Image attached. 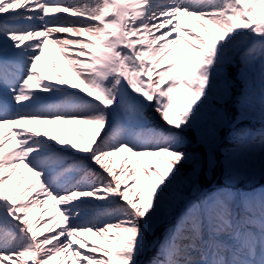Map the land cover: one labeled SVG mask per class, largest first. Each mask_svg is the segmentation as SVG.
Returning <instances> with one entry per match:
<instances>
[{"label": "snow or ice", "instance_id": "6c2138e0", "mask_svg": "<svg viewBox=\"0 0 264 264\" xmlns=\"http://www.w3.org/2000/svg\"><path fill=\"white\" fill-rule=\"evenodd\" d=\"M246 39L253 41L246 57L264 54V0H0V264H54L68 256L72 264H137L136 256L155 246L149 236L188 159L174 135L143 127L145 102L167 125H190L228 50ZM45 48L74 70L79 84L72 91L54 65L55 84L38 71ZM181 86L192 98L170 111ZM119 108L128 113L125 123L109 119ZM37 124L54 125L61 138L28 127ZM77 124L92 126L91 139ZM118 154L119 174L112 161ZM84 161L102 170L98 182H88ZM77 170L84 175L73 182ZM49 200L56 212L37 228L33 214ZM98 201L115 203L107 213L114 219L76 223L83 206ZM170 229L149 264H264V199L258 216H241L223 197L189 201Z\"/></svg>", "mask_w": 264, "mask_h": 264}, {"label": "rangeland", "instance_id": "374dc122", "mask_svg": "<svg viewBox=\"0 0 264 264\" xmlns=\"http://www.w3.org/2000/svg\"><path fill=\"white\" fill-rule=\"evenodd\" d=\"M61 15L68 16V14ZM68 18L70 19L71 17ZM187 26L192 30L194 29L191 25ZM245 46L246 42L243 40L228 50L225 63L221 70V76L216 81H214L215 86L209 93L208 100L201 106L197 118L192 121L190 125L183 126V128H181L182 131H185L189 128L193 129L197 139L206 143V146H208L206 148L210 152L212 151L215 153L219 146L217 141L218 137L217 134H215L217 126H224L227 123L226 118L228 117L227 110L224 111L225 114L222 116H219L215 113V109L210 105L211 98H218L223 102L230 101L234 104L237 103L242 115L248 116L249 118L252 116L253 118H256L257 120H260L264 123V89L262 83L260 82L262 80V76H264V54L258 51L254 54L255 57L249 59L246 57V53L243 52L240 59L237 54L240 51H243ZM72 55H75V52H73ZM236 59L240 60L239 63H241V70L237 72L236 77H231L232 74L230 72V68L228 69V66L230 64H234L232 67L236 68V65L238 66L237 62H234ZM46 61H51L52 64H48ZM53 65L55 66V69L58 70L61 75L69 81V83L63 87H66L69 89V91H72L73 89H71V84H79V80L75 76L74 70L71 69L70 65H68L66 59H62L61 53H59L54 48H48L41 60L37 62V69L43 76L47 78V80L56 82L57 77L55 75ZM166 67L167 65H164V68ZM160 70L162 69H157V71ZM152 78L153 80L157 79L155 73H153ZM145 79H147V77H145ZM165 80L168 81L169 78L166 77ZM0 85H2V83H0ZM163 86L166 85H162V87ZM81 87L83 86L81 85ZM236 88L240 91L243 90L242 95L238 96V94L233 93V90ZM173 97V110L170 111L179 110L183 104L187 102V100L192 98V94L187 88L181 86L173 93ZM197 103H200V101H197ZM113 113L115 114V118L113 117ZM109 119L113 123H125L128 120V113L124 108H119L116 111L109 113ZM227 120L229 121L230 118L228 117ZM142 123L144 127L145 123ZM28 127H31L34 131L39 130L41 132H47L49 136H57L58 139L61 138L60 133L57 132L54 125L37 124L28 125ZM59 127L63 130L64 135H66L68 139L79 145V141L76 139L75 132H73L68 124L61 122ZM75 128L85 138L91 139L93 135L92 126L77 124L75 125ZM5 129L7 130V128ZM175 137L177 138V136ZM122 156L123 154H118L112 158L114 170L117 172V174H119V170L122 166ZM145 159L150 160L155 165L154 158L146 157ZM220 160L224 176L227 180L226 187L223 189L216 188L213 192L207 194V198L205 200L200 198L194 202L208 204L215 198L223 197L232 204V207H234L236 204L249 203V209L256 211V215L258 216L260 214L261 200L264 199V185L258 182L260 179H264V137L255 139L254 133H246L240 139L237 147L227 152L224 158ZM83 163L85 169L87 165H92L98 168V166H95L91 161H84ZM130 164L131 162H129V166ZM188 169L189 166L184 163L180 168L178 178L165 196V205L162 209L161 216L157 220L154 234L149 236V240L152 244H155L154 240L158 235H161L160 243L162 241L167 243L168 234L171 230L170 224L174 222V216L178 215L181 209H183L189 201L193 202L192 199H188L186 197L188 194H185L183 191L187 192V190L184 189L183 184L181 183V176L184 172L189 171ZM95 171L99 173L102 170L98 168ZM97 173L92 179L88 176V182H98L99 176ZM83 175L84 171L77 170L73 173L72 181L74 182L80 180ZM129 183H131V181ZM253 187L258 188V190L255 192H246L242 196L238 195L242 189H250ZM193 188L194 184L189 185L188 190L192 191ZM89 199L94 200L95 198ZM46 204L48 205L47 207H49V209L54 210L55 205L51 204V200H49ZM115 207V203L105 205L101 201L96 202L95 206L91 204L85 205L83 206V215L79 220L76 221V223L95 224L113 220L114 217L107 215V213L113 210ZM99 217L100 220L98 221L97 219ZM33 218L35 221H37L36 227L40 228L43 223L38 212L33 214ZM82 235L89 236L90 242L95 241L97 245H99L100 241L97 237H91L90 234L87 233ZM160 243L157 245V247L148 251L146 256L143 255V251L140 252L136 256L137 264H145L151 256L150 253L157 249ZM96 255L99 256L102 255V253H97ZM193 255L196 254L194 253ZM61 259L65 260V264H72L71 256L66 258H57V261L54 262V264H60ZM30 262L31 261H29L28 264H30Z\"/></svg>", "mask_w": 264, "mask_h": 264}, {"label": "trees", "instance_id": "16d2710c", "mask_svg": "<svg viewBox=\"0 0 264 264\" xmlns=\"http://www.w3.org/2000/svg\"><path fill=\"white\" fill-rule=\"evenodd\" d=\"M211 105L215 109V113L219 116L223 115L221 111L225 109V106L228 107L230 113L232 112L233 115L235 114L236 108L230 102L223 103L219 100L213 99L211 100ZM147 117L149 118L150 123L155 127L168 126L160 114L155 110L148 112ZM244 128V122H240L239 118L236 116H232V122L229 126L228 123L224 126H217L215 134H217L218 137L217 141L221 142L217 150L218 155L212 151H208L206 143L199 141L193 130L187 129L185 131L190 139V143H183L179 149L187 154L188 159L178 167L181 168L184 163L189 166V171L184 172L181 176V183L183 184L184 189L190 193V196L195 197L204 188L209 187L214 182L222 183L224 175L220 159L224 158L227 152L230 151L231 147L233 148L232 141L236 138V133ZM193 184L194 188L192 191H188L189 185ZM183 192L187 193L185 191ZM159 238L161 239V235H159ZM156 252L157 249L153 250L150 253V258L156 255Z\"/></svg>", "mask_w": 264, "mask_h": 264}, {"label": "bare ground", "instance_id": "6f19581e", "mask_svg": "<svg viewBox=\"0 0 264 264\" xmlns=\"http://www.w3.org/2000/svg\"><path fill=\"white\" fill-rule=\"evenodd\" d=\"M78 2H80V0H64V3L65 4H74V3H78ZM59 15V14H58ZM72 20H74V19H77V18H71ZM181 22H183L184 24H186V25H191V26H193V31L194 32H199V34L201 35V36H203V32L199 29V27H198V25H196L195 23H193V21L191 20V19H189V18H187V17H182L181 18ZM38 23V22H37ZM46 49L47 48H45V52H46ZM261 83H262V86H263V88H264V82H262V80L260 81ZM3 92V87H0V93H2ZM263 102H264V98H263ZM7 143V142H6ZM25 171V173L28 175V176H31V173H27V170H24ZM18 172H19V170H18ZM13 181H15L16 180V176L14 175L13 176ZM51 204H53V205H55V203H54V201H51ZM48 205L45 203V204H42V205H40L39 206V209L36 211V212H38V214H39V216L41 217V220H42V223L44 222V220H46L47 218L48 219H50L52 216H53V214L56 212V208H57V206L55 205V208H54V210H51V209H49V207H47ZM47 219V220H48ZM57 219H59V217H57ZM98 221L100 220V217L97 219ZM45 234H47V233H45ZM30 264H31V262H30Z\"/></svg>", "mask_w": 264, "mask_h": 264}]
</instances>
